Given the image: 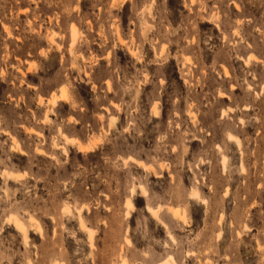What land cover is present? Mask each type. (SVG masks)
<instances>
[{"label": "rangeland", "instance_id": "rangeland-1", "mask_svg": "<svg viewBox=\"0 0 264 264\" xmlns=\"http://www.w3.org/2000/svg\"><path fill=\"white\" fill-rule=\"evenodd\" d=\"M122 263L264 264V0H0V264Z\"/></svg>", "mask_w": 264, "mask_h": 264}, {"label": "bare ground", "instance_id": "bare-ground-1", "mask_svg": "<svg viewBox=\"0 0 264 264\" xmlns=\"http://www.w3.org/2000/svg\"><path fill=\"white\" fill-rule=\"evenodd\" d=\"M12 148V147H11ZM223 160H225V158H223ZM226 163V162H225ZM145 194V193H144ZM194 195H196V194H194ZM198 196V195H197ZM127 204L129 205V206H131V203L130 202H127ZM176 213V212H175ZM177 215V214H176ZM13 219V218H12ZM182 219H183V217H182ZM14 222V221H13ZM13 225H15L16 227H17V229H19V231H21L22 233H23V231H25L24 229H23V226L19 223V222H15V224H13ZM41 231V230H40ZM88 231H89V229H88ZM87 232V231H86ZM123 264V263H122ZM160 264V263H159Z\"/></svg>", "mask_w": 264, "mask_h": 264}]
</instances>
